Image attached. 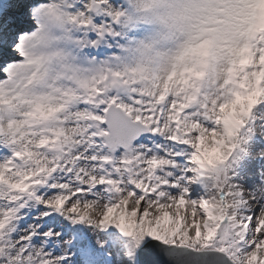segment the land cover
<instances>
[{
	"label": "snow or ice",
	"instance_id": "1",
	"mask_svg": "<svg viewBox=\"0 0 264 264\" xmlns=\"http://www.w3.org/2000/svg\"><path fill=\"white\" fill-rule=\"evenodd\" d=\"M0 264H264V0H0Z\"/></svg>",
	"mask_w": 264,
	"mask_h": 264
}]
</instances>
